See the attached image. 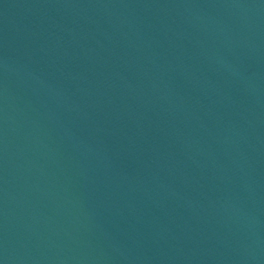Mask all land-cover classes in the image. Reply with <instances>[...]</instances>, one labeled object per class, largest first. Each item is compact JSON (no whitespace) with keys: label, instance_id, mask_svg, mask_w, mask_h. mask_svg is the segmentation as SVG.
<instances>
[{"label":"water","instance_id":"95a60500","mask_svg":"<svg viewBox=\"0 0 264 264\" xmlns=\"http://www.w3.org/2000/svg\"><path fill=\"white\" fill-rule=\"evenodd\" d=\"M2 264H264V0H0Z\"/></svg>","mask_w":264,"mask_h":264},{"label":"snow or ice","instance_id":"6c2138e0","mask_svg":"<svg viewBox=\"0 0 264 264\" xmlns=\"http://www.w3.org/2000/svg\"><path fill=\"white\" fill-rule=\"evenodd\" d=\"M0 264H2V261H0Z\"/></svg>","mask_w":264,"mask_h":264}]
</instances>
